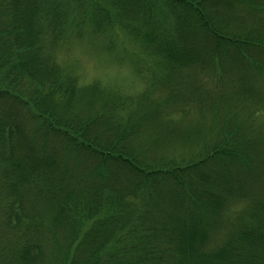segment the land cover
<instances>
[{"label": "trees", "instance_id": "obj_1", "mask_svg": "<svg viewBox=\"0 0 264 264\" xmlns=\"http://www.w3.org/2000/svg\"><path fill=\"white\" fill-rule=\"evenodd\" d=\"M0 264H264V0H0Z\"/></svg>", "mask_w": 264, "mask_h": 264}, {"label": "rangeland", "instance_id": "obj_2", "mask_svg": "<svg viewBox=\"0 0 264 264\" xmlns=\"http://www.w3.org/2000/svg\"><path fill=\"white\" fill-rule=\"evenodd\" d=\"M116 35V47L111 55L103 53L98 46L86 44L84 40L63 46L57 59L62 64H71L80 75L81 83L98 79L122 92L135 93L143 87V82L135 73V61L139 62V68H144L146 64L136 57L140 55L138 49L120 30Z\"/></svg>", "mask_w": 264, "mask_h": 264}]
</instances>
